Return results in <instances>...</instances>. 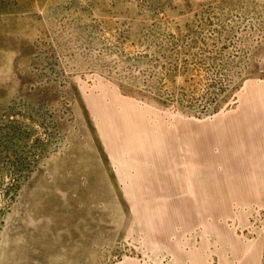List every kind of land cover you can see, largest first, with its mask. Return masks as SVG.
Masks as SVG:
<instances>
[{
  "label": "rangeland",
  "instance_id": "obj_1",
  "mask_svg": "<svg viewBox=\"0 0 264 264\" xmlns=\"http://www.w3.org/2000/svg\"><path fill=\"white\" fill-rule=\"evenodd\" d=\"M207 126L264 131V0H0V264L249 259L262 205L177 235L136 214L171 134Z\"/></svg>",
  "mask_w": 264,
  "mask_h": 264
},
{
  "label": "crops",
  "instance_id": "obj_2",
  "mask_svg": "<svg viewBox=\"0 0 264 264\" xmlns=\"http://www.w3.org/2000/svg\"><path fill=\"white\" fill-rule=\"evenodd\" d=\"M239 128L207 126L172 133L168 197L154 195L151 200L138 196L136 214L169 216L170 232L177 235L178 232L187 233L195 229L192 222L196 215L224 216L229 213L227 209L232 210L233 204L264 206V131L257 136V131L253 133L250 129ZM205 167L211 173L207 177L209 181L202 182L203 177L200 179L201 176H198H207ZM189 172L193 178L188 176ZM204 231L209 234L210 229L203 226ZM235 238L236 235L233 239L236 248L239 244ZM260 243L256 242L258 248L253 246L249 250V259L242 256L243 252L240 256L234 254L227 259V245L225 242L221 245L218 239V264H264V244ZM170 253L177 262L196 264L193 255L186 254L179 245L171 246ZM204 261L205 264H213L210 259Z\"/></svg>",
  "mask_w": 264,
  "mask_h": 264
}]
</instances>
